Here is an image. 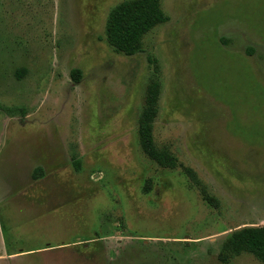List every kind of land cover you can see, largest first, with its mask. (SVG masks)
<instances>
[{"label":"rangeland","instance_id":"1","mask_svg":"<svg viewBox=\"0 0 264 264\" xmlns=\"http://www.w3.org/2000/svg\"><path fill=\"white\" fill-rule=\"evenodd\" d=\"M123 1L0 0V264H263L225 246L264 227V0H160L131 57Z\"/></svg>","mask_w":264,"mask_h":264},{"label":"trees","instance_id":"2","mask_svg":"<svg viewBox=\"0 0 264 264\" xmlns=\"http://www.w3.org/2000/svg\"><path fill=\"white\" fill-rule=\"evenodd\" d=\"M167 20L161 11L160 0L123 1L113 7L108 14L106 40L115 53L131 57L143 52L142 39ZM76 73L78 75L74 79L78 82L79 71L76 70ZM158 96L159 83L154 82L148 89L145 106L139 119V144L144 154L158 165L175 169L177 160L165 150H158L153 142L152 126L157 113ZM225 249L236 255L251 254L264 264V227L247 226L235 230L228 239Z\"/></svg>","mask_w":264,"mask_h":264},{"label":"crops","instance_id":"3","mask_svg":"<svg viewBox=\"0 0 264 264\" xmlns=\"http://www.w3.org/2000/svg\"><path fill=\"white\" fill-rule=\"evenodd\" d=\"M13 255V254H10ZM8 255V256H10ZM5 257H7L6 255H4V253H0V261L5 260Z\"/></svg>","mask_w":264,"mask_h":264}]
</instances>
